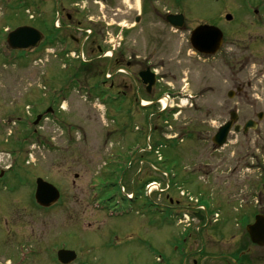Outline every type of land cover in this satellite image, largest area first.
<instances>
[{
    "label": "rangeland",
    "instance_id": "obj_1",
    "mask_svg": "<svg viewBox=\"0 0 264 264\" xmlns=\"http://www.w3.org/2000/svg\"><path fill=\"white\" fill-rule=\"evenodd\" d=\"M118 1V16L95 8L96 16L107 15L110 23L93 24L101 30L99 43L105 41L106 47L118 41V32L130 27L140 10L141 0ZM152 1L159 10L166 5L163 0ZM180 1L178 5L172 0L167 9L176 12L188 5L189 30L201 23L219 27L225 34L244 28L241 43L248 49L246 70L253 84L245 102L228 97L235 89L223 53L205 62L192 49L190 32L173 33L155 14L144 29L124 30V41H119V51L124 52L121 61L134 59V54L147 56L172 93L187 84L184 88L194 99H176L177 114L161 117L156 101L152 108H142L132 92L114 100L117 90L109 89L113 81L104 79L114 61L110 65L109 55L101 60L92 43L89 56L94 68L88 67L80 79L75 76L81 88L90 87L92 92L80 90L75 80L66 88L80 63L55 57V48L37 56L15 55L1 42L6 28L24 24L47 34L52 28L51 11H44V21L34 22L26 12H38L32 0H0V162L14 151L12 163L21 164L22 175L17 191L0 189V232L7 234L1 238L0 264H52L48 246L76 251L81 264H179L186 247L183 239L194 230L179 220L195 208L194 202L208 206L210 214H219L218 221L231 228L228 242L216 246L215 255L238 258L239 243L248 241L246 225L254 221L256 212L264 215V118L247 135L232 132L227 145L216 152L212 138L232 111L238 112L240 124L264 114V26L257 25L252 10L259 0ZM226 15L233 20L227 22ZM72 34L81 40L86 36ZM55 50L58 56L61 48ZM114 75L115 81L129 84L126 74ZM164 91V85L157 84L154 98V92L149 98L140 92V97L157 99ZM49 108L55 109L54 114L34 125L36 115L44 116ZM150 113L154 114L151 127ZM162 137L178 139L160 141ZM38 178L62 194L53 210L34 204ZM153 182L161 189L149 194L147 185ZM22 239L17 250L15 240ZM33 245L39 249L35 257ZM248 246L257 251L259 261L254 264H264V247Z\"/></svg>",
    "mask_w": 264,
    "mask_h": 264
},
{
    "label": "flooded vegetation",
    "instance_id": "obj_2",
    "mask_svg": "<svg viewBox=\"0 0 264 264\" xmlns=\"http://www.w3.org/2000/svg\"><path fill=\"white\" fill-rule=\"evenodd\" d=\"M19 1V0H16ZM172 1V0H171ZM168 2V0H163L162 2L166 4L163 9L159 10L156 7H153V1L152 0H141L140 3V10L139 13L133 16L132 19V25L130 27L124 26V29L126 31H136L137 29H144L148 23V19L151 16V18L155 15H159L162 20H164V24L166 27H168L173 33L176 32H191L195 27H197L200 24H196L195 27L188 29L189 26V6L187 5V8H181L176 12H172L171 10L167 9V4L171 3ZM176 4L180 5V0H174ZM32 3L36 5L37 13H30L29 9L26 10V12L29 14V19H31L34 22H40L44 21V11L46 9L51 11L50 20H52V28L49 30L48 36L44 37V39L41 41V43L38 45L37 48H35L32 53L37 56L38 54H41L43 51L46 50V48H55L58 50L59 47L63 45H67L70 50L72 49H81L84 56H86V61L83 65L84 69L88 71V67L94 68L93 60L89 56L90 49H91V43L92 46L95 45L96 53L98 56L103 59V57L106 56V53L108 51V47L105 45V41L99 43L98 38L101 36V30L97 27L93 26L95 23H104L106 25H110V23L107 22L108 16H96V7L98 9H108L111 12L112 16H118L119 13V1L118 0H32ZM173 4V2H172ZM97 9V10H98ZM253 11H255V14L257 15V25L264 26V0H259V3L257 7L252 8ZM169 15H182L183 20H181V23L179 22L178 29H174L172 25L168 22V16ZM113 20V19H112ZM111 20V21H112ZM204 24H210V23H204ZM85 25H88L84 27ZM25 26H31V25H21L20 27ZM33 27V26H32ZM121 27V26H119ZM34 28V27H33ZM17 29V28H15ZM15 29H11L7 32V35L2 41L5 43L7 41V37L9 33L14 31ZM243 27L234 28L233 31L229 32L228 34L224 33V48L220 50L218 55L220 53L224 54L225 62L228 65L229 68V81L233 83L234 91V98L239 99V103L245 102V100L248 98L247 90H250L253 88V84L250 80H248V71L246 70V57H247V48H244L241 43V38L243 36ZM73 33H80V34H86L84 39L81 40V38L75 37ZM186 32V33H187ZM124 34V30H123ZM109 35V34H108ZM189 33V37H190ZM114 37V36H113ZM122 41H124V36L122 38ZM113 43V40L111 42V45ZM7 44V43H6ZM122 45H120L121 48ZM135 47V46H133ZM235 47V48H234ZM146 50V48H144ZM17 52V51H15ZM95 52V51H94ZM20 53V52H17ZM85 53L88 55H85ZM97 57V58H99ZM121 57H124L123 51H116L110 60V65H112V69L114 70V73L117 72L120 73V70L122 69L120 66L125 67V73L129 79V84L124 83L123 81H120L119 79L115 81V75L113 76V82L110 85V90H117V99L119 100V97L127 98L129 97L128 92H132L133 96L139 98V101L142 100L140 97V92H143L147 98L148 96L152 95V93L155 90V87L157 84H162L164 87L167 84H164L161 79V74L159 72H156V70L153 68V64H150V61L147 56L137 55L134 54L133 58H128L125 63L123 64L121 61ZM215 57H208L205 58L204 61L211 62L214 60ZM100 60V59H98ZM98 63H100L98 61ZM110 68V66H108ZM136 68H139L136 73H130V70H134ZM115 69H119L115 72ZM147 69H150V71L154 74H157V83L155 84L154 88L150 93L147 91V87L143 85V82L141 78L139 77V74ZM181 82H184L183 80H180ZM107 84V83H106ZM183 89V85L181 86ZM188 89L185 90L186 94H176V98L178 99L179 96L185 97L188 99H194L192 95L188 94ZM155 96V92L153 94V98ZM151 99L152 101H156L157 99ZM138 101V102H139ZM231 114V112H230ZM4 116V115H3ZM230 118V117H229ZM11 119V118H10ZM229 121V119L227 120ZM226 121V122H227ZM226 122H224L222 125H224ZM222 125L218 128V130L222 127ZM218 130L214 133L218 132ZM247 135V134H246ZM213 139V138H212ZM222 149V148H221ZM217 149L214 146V151L216 152ZM15 165V166H14ZM14 168H16V172H13ZM13 173H15V176H13ZM12 175L13 180L10 182L11 179L8 181V177ZM21 168L18 165V162L15 161L14 163H11V165L8 167L7 170L0 171V189L6 188L8 185L11 187V189H14L17 191L18 182L21 179ZM261 179H264V177H261ZM4 182V183H3ZM15 184V186H13ZM261 184V183H260ZM260 184L257 182L256 190H259ZM6 185V186H5ZM256 193H258L256 191ZM3 200L2 196H0V206L2 205ZM258 204V202H257ZM253 213V211L251 212ZM192 214L196 217L197 213L192 212ZM259 213L256 212L254 214V220L255 217ZM198 217V223L196 226H190V228H194V230L183 239L184 244L186 247L182 249V257L180 258L179 264H254L258 263L259 259H257V251L251 247H249V243L251 246H255L252 242L250 237L247 235L246 242L239 243V256L237 259H234V257L228 256V254H218L216 256L215 249H219L216 246L219 245H226L228 242V234L231 232V228L227 224L220 223L218 220H214L208 212H206L204 215L200 214L197 215ZM244 218H247L245 216ZM5 219V218H4ZM1 221V220H0ZM6 224L8 223V220L6 219ZM254 221H252L250 224H253ZM249 224V225H250ZM7 234H3L0 232V244H1V238H5ZM231 239V237H230ZM235 237L233 238V241H235ZM23 239L15 240L14 246H16V249L19 250L20 247H22ZM2 245V244H1ZM32 245V244H31ZM12 246V247H14ZM35 246L33 245V248ZM216 247V248H215ZM36 248V247H35ZM261 248V247H260ZM47 257L48 260L52 262V264H59L57 261V253L60 249L54 250V247H47ZM67 249V248H64ZM178 251V250H177ZM33 257H35V253L39 255V249H35L32 251ZM255 254V255H253ZM77 256L76 262L82 263V257L80 258ZM37 259V258H36ZM80 260V261H79ZM254 261V262H253ZM76 262L74 264H76Z\"/></svg>",
    "mask_w": 264,
    "mask_h": 264
},
{
    "label": "water",
    "instance_id": "obj_3",
    "mask_svg": "<svg viewBox=\"0 0 264 264\" xmlns=\"http://www.w3.org/2000/svg\"><path fill=\"white\" fill-rule=\"evenodd\" d=\"M180 19V20H179ZM182 17L170 16L168 17V21L174 25H179L178 21H181ZM228 20H231V16H227ZM42 39V36L33 29L30 28H22L12 33L9 36V42L11 46L15 49L19 50H28L35 47ZM191 43L194 49L198 52L206 54V55H214L216 54L222 46L223 43V33L211 26H200L192 33ZM143 79V83L149 85L148 91H151V88L155 84V76L151 75L149 71L141 74ZM41 117L38 118L40 120ZM263 119V114L258 115V120L261 121ZM237 120L236 113L231 115V122L222 127L219 133L214 138V143L217 144L218 147L223 146L226 143L227 137L231 128L233 127V123ZM38 121L36 122V124ZM258 125L249 121L245 127L244 132H248L249 130H256ZM240 127H235L236 132H240ZM36 193L35 200L39 206L42 208H51L57 204L60 199V193L58 189L45 182L43 179H38L36 181ZM248 234L250 235L251 241L258 245L264 246V216H257L256 222L253 225L247 227ZM58 260L62 264H71L76 260V254L74 252L62 250L58 253Z\"/></svg>",
    "mask_w": 264,
    "mask_h": 264
},
{
    "label": "bare ground",
    "instance_id": "obj_4",
    "mask_svg": "<svg viewBox=\"0 0 264 264\" xmlns=\"http://www.w3.org/2000/svg\"><path fill=\"white\" fill-rule=\"evenodd\" d=\"M149 188H153L154 190H158V185L156 183H153L149 186Z\"/></svg>",
    "mask_w": 264,
    "mask_h": 264
}]
</instances>
